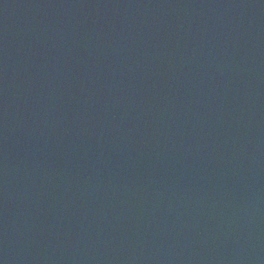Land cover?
Returning a JSON list of instances; mask_svg holds the SVG:
<instances>
[{"label":"water","instance_id":"1","mask_svg":"<svg viewBox=\"0 0 264 264\" xmlns=\"http://www.w3.org/2000/svg\"><path fill=\"white\" fill-rule=\"evenodd\" d=\"M0 264H264V0H0Z\"/></svg>","mask_w":264,"mask_h":264}]
</instances>
